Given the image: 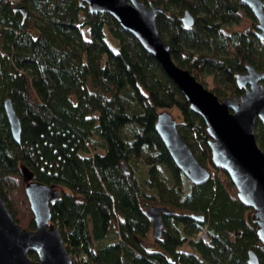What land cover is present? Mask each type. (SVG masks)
<instances>
[{"label":"trees","instance_id":"16d2710c","mask_svg":"<svg viewBox=\"0 0 264 264\" xmlns=\"http://www.w3.org/2000/svg\"><path fill=\"white\" fill-rule=\"evenodd\" d=\"M139 1L163 9L156 22L172 59L219 101L243 95L235 76L247 65L264 73V42L239 0ZM18 2L0 0V196L15 223L35 230L23 166L59 192L50 222L72 264H247L251 248L264 264L253 211L213 166L204 121L154 58L78 0ZM16 6L26 8L24 22ZM186 10L195 18L190 29L180 22ZM6 98L21 123L19 144ZM172 110L181 118L180 137L211 174L203 185L177 170L155 131L157 115ZM255 140L264 152L259 122ZM150 206L170 211L159 241L142 214ZM28 257L38 261L33 252Z\"/></svg>","mask_w":264,"mask_h":264},{"label":"water","instance_id":"95a60500","mask_svg":"<svg viewBox=\"0 0 264 264\" xmlns=\"http://www.w3.org/2000/svg\"><path fill=\"white\" fill-rule=\"evenodd\" d=\"M89 14H105L131 35L141 48L159 64L166 77L176 86L190 110L205 123L210 138L208 147L212 164L224 171L237 191L239 202L253 211L252 221L256 235L264 245V152L255 140L257 122L264 128V73L247 65L245 73L235 76L236 85L243 90L239 98L219 101L188 70L176 65L170 47L161 38L156 18L165 12L162 8L144 4L139 0H78ZM253 15L257 23L258 41L264 42V3L262 0H239ZM24 22L28 12L16 6ZM184 29L195 23L194 16L184 11L180 17ZM3 110L11 136L20 143L21 123L9 98L3 101ZM155 131L177 170L193 185L209 181L210 172L195 159L190 148L178 133L177 122L167 111L157 115ZM25 183V195L33 220L34 231L18 226L0 196V264H72L59 230L51 224V206L59 198L53 187L36 181L27 168L20 166ZM150 223L154 241L162 238L163 217L170 215L166 207L150 206L143 212ZM202 222L203 217H193ZM37 255L38 261L29 259L28 253ZM247 264H259L254 249L247 252Z\"/></svg>","mask_w":264,"mask_h":264},{"label":"rangeland","instance_id":"374dc122","mask_svg":"<svg viewBox=\"0 0 264 264\" xmlns=\"http://www.w3.org/2000/svg\"><path fill=\"white\" fill-rule=\"evenodd\" d=\"M19 2H18V0H13V4L14 5H17ZM198 16H200V14H198ZM85 35V34H84ZM33 36H35L34 34H33ZM85 37H86V35H85ZM163 38L164 39H166V37L163 35ZM207 88V87H206ZM208 89V88H207ZM71 101L73 102V103H75V99L74 98H72L71 99ZM171 115H172V117L174 118V120L177 122V123H179V122H181V118H180V115H179V112L178 111H176V110H172V111H170L169 112ZM114 236L113 235H111V236H109L108 237V239L106 240V242H108V241H112V240H114ZM150 238H151V236H150ZM149 238V239H150ZM152 239V238H151ZM151 249H154V250H156V248L154 247H152Z\"/></svg>","mask_w":264,"mask_h":264},{"label":"built area","instance_id":"2783aa9c","mask_svg":"<svg viewBox=\"0 0 264 264\" xmlns=\"http://www.w3.org/2000/svg\"><path fill=\"white\" fill-rule=\"evenodd\" d=\"M199 238L202 239L203 241L206 240L205 235H204L203 233H200V234H199Z\"/></svg>","mask_w":264,"mask_h":264},{"label":"flooded vegetation","instance_id":"af4514ba","mask_svg":"<svg viewBox=\"0 0 264 264\" xmlns=\"http://www.w3.org/2000/svg\"><path fill=\"white\" fill-rule=\"evenodd\" d=\"M167 1V0H166Z\"/></svg>","mask_w":264,"mask_h":264}]
</instances>
